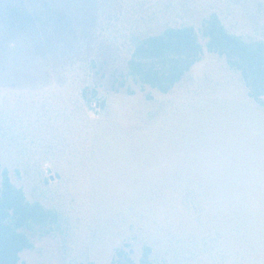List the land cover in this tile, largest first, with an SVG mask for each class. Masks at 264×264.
Returning <instances> with one entry per match:
<instances>
[{"label":"rangeland","instance_id":"374dc122","mask_svg":"<svg viewBox=\"0 0 264 264\" xmlns=\"http://www.w3.org/2000/svg\"><path fill=\"white\" fill-rule=\"evenodd\" d=\"M213 14L264 42V0H0V188L56 215L18 264H264V109L206 49ZM185 26L202 56L167 94L128 75Z\"/></svg>","mask_w":264,"mask_h":264},{"label":"trees","instance_id":"16d2710c","mask_svg":"<svg viewBox=\"0 0 264 264\" xmlns=\"http://www.w3.org/2000/svg\"><path fill=\"white\" fill-rule=\"evenodd\" d=\"M201 34L206 49L224 57L229 69L239 73L248 96L264 109V42H246L229 33L218 16L204 20ZM203 48L191 26L168 28L158 36L140 42L127 61L132 79L160 94H167L200 60ZM92 90L84 89L82 98L89 103ZM56 221V215L39 203L26 200L21 189L11 185L7 173H2L0 188V264H18L20 253L32 243L25 233L34 226L42 227ZM151 249L145 246L138 264H153ZM114 264H136L123 249L115 252Z\"/></svg>","mask_w":264,"mask_h":264}]
</instances>
